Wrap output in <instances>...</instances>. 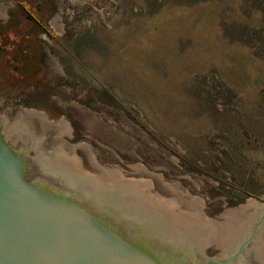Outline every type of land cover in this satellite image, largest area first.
Wrapping results in <instances>:
<instances>
[{"label": "rangeland", "instance_id": "rangeland-1", "mask_svg": "<svg viewBox=\"0 0 264 264\" xmlns=\"http://www.w3.org/2000/svg\"><path fill=\"white\" fill-rule=\"evenodd\" d=\"M0 98L65 122L83 176L200 196L264 264V0H0Z\"/></svg>", "mask_w": 264, "mask_h": 264}, {"label": "water", "instance_id": "water-1", "mask_svg": "<svg viewBox=\"0 0 264 264\" xmlns=\"http://www.w3.org/2000/svg\"><path fill=\"white\" fill-rule=\"evenodd\" d=\"M68 130L0 116V264H261L200 196L143 165L83 176Z\"/></svg>", "mask_w": 264, "mask_h": 264}, {"label": "trees", "instance_id": "trees-1", "mask_svg": "<svg viewBox=\"0 0 264 264\" xmlns=\"http://www.w3.org/2000/svg\"><path fill=\"white\" fill-rule=\"evenodd\" d=\"M31 17V16H30ZM32 20L34 21V22H36L38 25L40 24V22L38 21V20H36V19H34V18H32ZM39 27L47 34V35H49V36H53L52 34H51V32H49L46 28H43V27H41V25H39Z\"/></svg>", "mask_w": 264, "mask_h": 264}, {"label": "bare ground", "instance_id": "bare-ground-1", "mask_svg": "<svg viewBox=\"0 0 264 264\" xmlns=\"http://www.w3.org/2000/svg\"><path fill=\"white\" fill-rule=\"evenodd\" d=\"M109 173V172H108ZM119 174V173H118ZM84 176H86V175H84ZM257 205L255 204V202H253V203H251L250 205H249V208L250 209H255V207H256ZM247 208V207H246ZM245 211V210H244ZM252 214V213H251ZM254 222V221H253ZM261 252V251H260ZM261 253H263V252H261ZM260 255V254H259Z\"/></svg>", "mask_w": 264, "mask_h": 264}]
</instances>
